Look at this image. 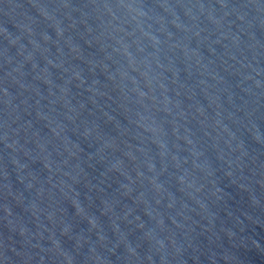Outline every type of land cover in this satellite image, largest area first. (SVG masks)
Segmentation results:
<instances>
[{"label":"water","instance_id":"95a60500","mask_svg":"<svg viewBox=\"0 0 264 264\" xmlns=\"http://www.w3.org/2000/svg\"><path fill=\"white\" fill-rule=\"evenodd\" d=\"M0 264H264V0H0Z\"/></svg>","mask_w":264,"mask_h":264}]
</instances>
